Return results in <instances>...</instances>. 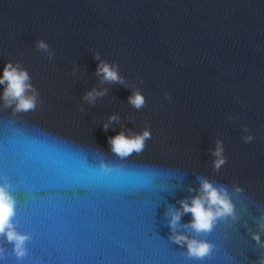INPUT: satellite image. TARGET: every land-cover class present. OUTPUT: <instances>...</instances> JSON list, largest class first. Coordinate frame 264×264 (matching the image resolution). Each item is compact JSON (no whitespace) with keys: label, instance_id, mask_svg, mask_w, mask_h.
Listing matches in <instances>:
<instances>
[{"label":"water","instance_id":"1","mask_svg":"<svg viewBox=\"0 0 264 264\" xmlns=\"http://www.w3.org/2000/svg\"><path fill=\"white\" fill-rule=\"evenodd\" d=\"M100 61L123 83L102 81ZM5 62L27 71L36 107L13 114L0 104V170L16 230L30 236L19 260L0 238V264L264 258L251 238L264 240V0H0ZM92 90L103 95L90 101ZM134 91L140 108L129 103ZM144 129L151 135L139 154L110 151L109 137ZM217 141L226 161L218 170ZM101 160L116 170L98 177ZM200 178L228 190L236 219L197 236L213 248L196 260L169 239L167 214L198 194Z\"/></svg>","mask_w":264,"mask_h":264},{"label":"clouds","instance_id":"2","mask_svg":"<svg viewBox=\"0 0 264 264\" xmlns=\"http://www.w3.org/2000/svg\"><path fill=\"white\" fill-rule=\"evenodd\" d=\"M36 47L39 50H47L48 45L44 41H37ZM98 59V56H97ZM97 74L102 81H111L123 83L122 77L119 75L116 66L107 62L100 61L96 69ZM29 76L26 70L20 68L11 62H5L0 67V104L3 107H12L13 114L33 111L36 107V96L32 85L29 83ZM103 95V91L92 90L86 94V99L92 100L96 96ZM166 95V94H165ZM129 103L135 108L144 105V97L134 91L128 97ZM114 120L115 117H109ZM9 121V124H12ZM107 128V125L104 126ZM245 131H247L245 129ZM150 132L147 129L139 133L118 132L114 136L108 138L110 151L119 159L123 160L132 155L133 152L139 154L144 150L145 141L150 138ZM245 142L252 139L251 136H244ZM223 149L220 141L216 142V148L212 151L215 157L213 160V168L219 169L226 161L222 155ZM116 170L115 165L106 164L103 160L93 169L98 177H106ZM191 191V189H189ZM239 186L234 187V193L241 192ZM180 207L170 210L168 216V227L170 230L169 239L177 245L185 248L187 257L200 260L210 255L213 245L197 236L201 233H208L212 230L218 219L225 217L236 219L234 205L228 190L222 185H214L205 178H200L198 194L189 200L181 199L178 201ZM16 200L11 192V185L7 178L0 174V238L12 245V251L16 258L26 255V242L30 239L28 233L19 232L13 223L15 216ZM184 213H188L191 219L185 225H180L179 221ZM179 227L185 230H191L196 234L193 236L185 235L178 232ZM264 228V225H259ZM251 238L264 248V240L260 239L259 232H252ZM2 252V249H0ZM258 264H264V258L258 261Z\"/></svg>","mask_w":264,"mask_h":264},{"label":"snow or ice","instance_id":"3","mask_svg":"<svg viewBox=\"0 0 264 264\" xmlns=\"http://www.w3.org/2000/svg\"><path fill=\"white\" fill-rule=\"evenodd\" d=\"M0 174H3V171L2 170H0ZM4 175V174H3ZM9 178V177H8ZM12 182L13 183H15V176L13 175V177H12ZM29 200V199H28Z\"/></svg>","mask_w":264,"mask_h":264}]
</instances>
